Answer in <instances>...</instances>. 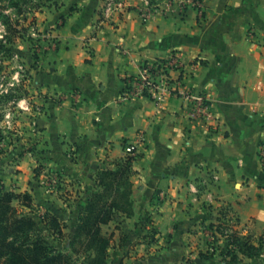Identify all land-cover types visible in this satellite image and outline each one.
Returning a JSON list of instances; mask_svg holds the SVG:
<instances>
[{"label":"crops","instance_id":"0c3cea01","mask_svg":"<svg viewBox=\"0 0 264 264\" xmlns=\"http://www.w3.org/2000/svg\"><path fill=\"white\" fill-rule=\"evenodd\" d=\"M202 1L201 23L180 0H158L147 23L135 11L142 0H127L113 23L101 20L102 0H64L40 24L55 28L56 45L31 75L46 99L37 127L51 145L76 148L78 171L91 180L144 133L131 164L133 214L123 218L124 230L152 224L177 258L187 253L190 231L215 210L229 209L239 226L264 230V0ZM172 51L183 67L171 78L209 97L218 126L190 124L179 99L157 106L148 97L121 98L126 78ZM55 95H63L58 104L50 102ZM73 166L64 163L66 172H76ZM131 241L136 250L144 243Z\"/></svg>","mask_w":264,"mask_h":264},{"label":"rangeland","instance_id":"374dc122","mask_svg":"<svg viewBox=\"0 0 264 264\" xmlns=\"http://www.w3.org/2000/svg\"><path fill=\"white\" fill-rule=\"evenodd\" d=\"M63 5L64 0H0V190L27 193L31 199L28 207L21 205L23 201L13 203L17 216L35 220L38 236L49 246L84 264L93 248L83 245L84 239L77 242L74 237L89 198L103 190L97 186V173L114 171L135 155H125L123 145L120 156L109 165L99 166L91 180L92 176L78 171L76 148L65 141L64 149L51 145L36 125L45 116L46 99L31 82L37 69L34 57L40 59L56 45L52 35L55 28L42 30L40 24ZM62 96H51L50 102L58 104ZM64 163L71 167L77 164L76 172H66L69 169H64ZM115 188L113 183L109 200ZM47 215L58 219L61 235L48 229ZM124 217L130 216L116 213L108 225L101 226L102 236L109 240L106 264H264V230L239 226L229 209L215 210L210 222L190 231L187 253L182 258L170 256V246L157 238L152 224H143L136 233L131 228L132 233L127 234ZM128 236L144 241L140 250H136L135 242H128ZM245 245L256 249L247 250Z\"/></svg>","mask_w":264,"mask_h":264},{"label":"trees","instance_id":"16d2710c","mask_svg":"<svg viewBox=\"0 0 264 264\" xmlns=\"http://www.w3.org/2000/svg\"><path fill=\"white\" fill-rule=\"evenodd\" d=\"M34 60L37 61L38 58L35 56ZM132 161L133 159L128 158L114 171L102 170L97 173V186L103 190L89 198L77 223L74 237L77 242L84 239L86 243L82 244L93 248L84 264H106L109 240L102 236L101 226L107 225L116 213H122L126 217L132 215ZM113 183L116 188L114 196L109 200ZM29 198L27 193L21 195L0 190V264H81L70 255L58 252L43 237L38 236L39 226L35 220L17 216L13 203L23 201L25 203L21 205L28 207L31 200ZM46 221L49 230L62 234L56 217L47 215ZM209 227L214 226L210 224ZM261 238L264 239V236ZM245 246L247 250L256 249L253 245Z\"/></svg>","mask_w":264,"mask_h":264},{"label":"built area","instance_id":"2783aa9c","mask_svg":"<svg viewBox=\"0 0 264 264\" xmlns=\"http://www.w3.org/2000/svg\"><path fill=\"white\" fill-rule=\"evenodd\" d=\"M174 1V0H167ZM182 5L194 9L197 22L201 23L205 18V6L202 0H180ZM127 0H103L101 7V20L113 22L119 21L127 11ZM160 10L158 0H142L135 7V11L143 23L157 14ZM183 67L181 55L172 51L165 58L150 63H143L137 76L126 78L121 91L122 99L136 97H148L157 106L161 105L164 98L179 99L184 104V117L190 124L202 122L209 127L218 126V120L213 112L211 101L206 94L196 93L182 84L181 80H173L171 73L181 71ZM145 143L144 133H139L136 138L126 143L123 153L133 156L137 147ZM258 157L264 169V141L259 144ZM194 192L195 189L192 188Z\"/></svg>","mask_w":264,"mask_h":264}]
</instances>
